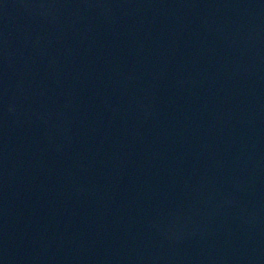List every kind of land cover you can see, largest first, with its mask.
I'll list each match as a JSON object with an SVG mask.
<instances>
[{
	"label": "water",
	"instance_id": "1",
	"mask_svg": "<svg viewBox=\"0 0 264 264\" xmlns=\"http://www.w3.org/2000/svg\"><path fill=\"white\" fill-rule=\"evenodd\" d=\"M0 264H264V0H0Z\"/></svg>",
	"mask_w": 264,
	"mask_h": 264
}]
</instances>
